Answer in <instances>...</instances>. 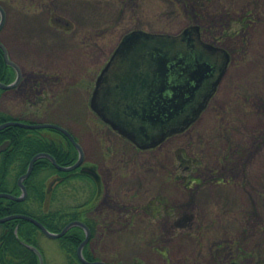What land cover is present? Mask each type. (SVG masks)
<instances>
[{
  "label": "rangeland",
  "instance_id": "rangeland-1",
  "mask_svg": "<svg viewBox=\"0 0 264 264\" xmlns=\"http://www.w3.org/2000/svg\"><path fill=\"white\" fill-rule=\"evenodd\" d=\"M0 4L7 15L0 39L23 76L5 109L62 123L82 144L87 164H97L99 256L124 264H219L215 256L223 254L222 264H264V0ZM192 25L201 27L205 42L229 52L228 69L195 123L155 150L138 151L92 115L94 79L130 30L179 34ZM184 153L204 171L186 170ZM89 185L72 180L65 204L88 200ZM158 196L165 202L142 212ZM39 238L50 264H66L58 239Z\"/></svg>",
  "mask_w": 264,
  "mask_h": 264
},
{
  "label": "water",
  "instance_id": "water-1",
  "mask_svg": "<svg viewBox=\"0 0 264 264\" xmlns=\"http://www.w3.org/2000/svg\"><path fill=\"white\" fill-rule=\"evenodd\" d=\"M0 14L1 29L6 21V13L1 5ZM191 37L195 38L193 42L189 40ZM200 37V27L198 25L187 27L179 35L158 34L144 30H134L126 34L112 58V63L109 64L103 74L106 80L117 76L120 81L113 84L106 81L107 85L105 89L102 87V93L107 100L104 101L103 99L102 104L99 106L96 104V101L99 98L101 99L102 94L101 79L99 78L91 101L92 109L97 111L105 122L130 138L142 149L156 147L167 137L184 131L204 110L229 64V53L225 49L211 44H202ZM187 42L194 43L205 51H213L217 57L207 62L203 67L199 64L195 66L189 63V59L184 55V50L181 52L182 56H179L180 51L177 48L182 44H187ZM0 47L4 51L6 62L18 71V76L14 82L11 84L0 82V87L12 88L21 79L20 68L10 60L8 51L1 42ZM176 67L181 72L180 77H184L182 81L177 83L175 80L170 81L172 71ZM115 70L118 73H112ZM208 71H212L210 76L205 74ZM139 85L146 87L145 89L148 90L147 99L146 97L144 99L138 97ZM195 100L198 102L192 106L191 103ZM8 126L58 129L65 133L75 144L79 150V158L73 165L63 166L50 153L40 152L36 154L32 158L27 172L19 179V185L22 189L21 195L1 192L0 198L22 201L27 197V187L24 180L31 175L34 164L39 158H49L62 171L74 170L84 161V152L81 145L77 143L67 129L58 124L26 123L11 120L0 124V130ZM8 144L7 141L0 145V152L5 150ZM11 219L29 220L36 224L47 237L52 239L62 237L74 226H81L86 231V237L78 248L80 260L85 264H108L101 260L89 261L85 258L83 248L90 239L91 230L80 220L71 221L60 232H52L38 219L22 213L1 217L0 223ZM28 246L38 254L41 264H44L41 251L36 246ZM226 264H238V262L231 261Z\"/></svg>",
  "mask_w": 264,
  "mask_h": 264
},
{
  "label": "trees",
  "instance_id": "trees-1",
  "mask_svg": "<svg viewBox=\"0 0 264 264\" xmlns=\"http://www.w3.org/2000/svg\"><path fill=\"white\" fill-rule=\"evenodd\" d=\"M14 77L15 74L4 61L3 50L0 48V81L9 82ZM3 116L5 115L0 113V123L4 119L11 118L8 114L6 115L7 118ZM57 133L61 134L58 130L51 128L28 129L19 126H9L0 130V144L10 140L8 148L0 153V192L21 194V188L18 184L19 178L27 171L33 156L39 152L51 153L61 165H71L76 161L77 151L72 146L64 156L61 151L59 152L58 149L49 144L50 137L58 138ZM187 156L186 153L181 156V159L187 163L186 170L192 171L194 169L198 173L204 171L203 164L195 163L191 157ZM193 164L195 168H190ZM56 176L60 180L49 191L48 180ZM74 179L85 181L88 185L91 182L89 185V188H91L90 196L82 204L66 205L63 197L65 193L67 195V187ZM191 179L193 180V178H190L189 181ZM195 180H198V178L193 181ZM189 181H181L180 185L190 186L191 182ZM24 183L28 190L27 198L22 201L0 198V216L12 213L28 214L38 219L53 232H60L70 221L83 220L92 230L89 245L93 240L96 243L97 235L103 233L97 231L99 224L95 222V219L98 218V215L95 210H92L94 212L89 213L87 216L81 211L83 205L88 208L96 205L94 200L98 194V184L90 174L77 170L61 171L47 158H41L36 161L33 172L24 180ZM1 226L0 264H40L39 256L27 244L38 247L44 255V264H50L44 249L40 246L39 237L43 232L37 225L26 219H12L1 223ZM84 238L85 232L79 226L71 228L65 235L58 238L60 247L65 254L66 264H85L77 254L78 247ZM84 254L88 260L102 259L109 264H124L106 260L101 256L93 257L88 248L84 249ZM247 255L244 254L245 257ZM223 258V255L221 257L216 256L218 262H221Z\"/></svg>",
  "mask_w": 264,
  "mask_h": 264
},
{
  "label": "flooded vegetation",
  "instance_id": "flooded-vegetation-1",
  "mask_svg": "<svg viewBox=\"0 0 264 264\" xmlns=\"http://www.w3.org/2000/svg\"><path fill=\"white\" fill-rule=\"evenodd\" d=\"M56 21H58V20H60V19H55ZM62 22H64V20H61ZM6 23H7V20H6V22H5V25L0 29V32H2L3 31V29L5 28V26H6ZM64 24V26L65 27H67V28H69V26H70V23H69V21H65V23H63ZM125 36V34L122 36V38H121V40L118 42V44L116 45V47L114 48V50L112 51V53H111V55L109 56V58L107 59V61H106V63L104 64V66L101 68V70H100V72H99V74L97 75V77H95V79H94V87H93V90H92V94H91V96H90V108H91V101H92V97H93V93H94V90H95V88H96V85H97V82H98V80H99V78L101 79V93H102V87H104V89H105V86L107 85V82L106 81H109L108 83L110 84H113V83H115V82H118V81H120L119 80V78L116 76V77H111V78H109V79H107L106 80V78L105 77H103V74H104V72H105V70L107 69V67L109 66V64L110 63H112V58H113V56L115 55V52H116V50L118 49V47H119V45H120V43H121V41H122V39H123V37ZM193 39H195L194 37H191V38H189V40L191 41V42H193ZM0 42L1 43H3V41L0 39ZM191 42H187V44L185 43L184 45L182 44V45H180V47L179 48H177L179 51H180V55L179 56H182L181 55V52L184 50V55H186L187 56V58L189 59V63H192V64H194L195 66H197L198 64L199 65H201L202 67L207 63V62H210L212 59H214V58H216L217 56L215 55V53L213 52V51H209V50H203V49H200V47H197L196 46V44H194V43H191ZM200 42L203 44H211V43H208V42H205L204 40H203V38H202V31H201V37H200ZM4 44V43H3ZM5 45V44H4ZM8 50V49H7ZM8 56H9V58L12 60V58H11V56H10V54H9V51H8ZM3 59H4V61L6 62V58H5V54H4V51H3ZM197 59V60H196ZM14 61V60H13ZM197 61V62H196ZM15 62V61H14ZM114 62V61H113ZM16 63V62H15ZM6 64L8 65V67L11 69V71L15 74V77L13 78V80H11V81H9V82H3V81H0V82H2V83H4V84H11L14 80H16V78H17V76H18V71H17V69L15 68V67H13V66H11L10 64H8L7 62H6ZM17 64V63H16ZM18 66H19V68H20V73H21V79H20V81H19V83L16 85V86H14V87H12V88H5V87H0V113H2L3 115H5V116H3L4 118H7L6 117V115L8 114V115H10L11 116V118H9L8 120H6V119H4L3 120V122H1L0 124H2V123H4V122H7V121H11V120H17V121H22V122H26V123H34V122H41V121H33L32 119H30V118H24V116H15L14 115V113H12L11 112V110H6L5 109V105H6V102H8V99H9V95H10V93L12 92V91H14V90H16L22 83V80H23V76H22V68L20 67V65L19 64H17ZM112 73H114V74H116V73H118V71L117 70H115V71H113ZM211 73H212V71L211 72H206L205 74H207V75H211ZM180 75H181V72L179 71V69H178V67H176V68H174L173 69V71H172V74H171V76H170V81L171 80H175V82L177 83V82H179V81H182L183 79H184V77H180ZM222 79V78H221ZM221 81V80H220ZM220 83V82H219ZM146 87H141L140 85L138 86V97L139 98H141V97H143L142 99H144V97H146V99H147V93H148V90H146L145 89ZM167 93H171V92H167ZM166 93V94H167ZM200 94L202 93L201 91L199 92ZM147 94V95H146ZM165 94V95H166ZM196 94H198V92H196ZM214 97V96H213ZM106 97L104 96V94L102 93L101 94V99L99 98L97 101H96V104L97 105H101L102 104V101H103V99H104V101L105 100H107V99H105ZM210 99H212V97L210 98ZM209 99V100H210ZM111 101L113 100L112 98L110 99ZM208 100V102H207V104H206V106H208V103L210 102ZM197 100H195L193 103H191V105L193 106V105H196L197 104ZM205 106V107H206ZM91 113H92V115L94 116V117H96L97 119H99L101 122H103V124H104V126L110 131V132H113L114 134H116L117 136H119L122 140H124V141H126L128 144H130V145H132V147L134 148V149H136V150H138V151H142V152H146V151H150V150H155L156 148H159L161 145H159V146H157V147H154V148H146V149H142V148H140V147H138L136 144H135V142L134 141H132L130 138H128L127 136H125V135H123L119 130H116V129H114L110 124H108L107 122H105L104 121V119L102 118V116L101 115H99V113L97 112V111H95V110H93V109H91ZM23 115V114H22ZM58 124H60V125H62V123H59V122H57ZM96 123V122H95ZM97 124H99V123H96V125ZM62 126H64V125H62ZM65 127V126H64ZM97 127H99L98 125H97ZM6 128V127H5ZM4 129V128H3ZM3 129H1V130H3ZM69 131L72 133V135L74 136V139L77 141V142H79V140H78V138L75 136V133L69 128ZM60 132V131H59ZM57 136H58V138H55V137H50V139H49V144L51 145V146H53V148H55V149H58V151L60 152H62L63 153V155L65 156L67 153H68V149H70V147L72 146L76 151H77V159H76V161L78 160V158H79V151H78V149H77V147L75 146V144L69 139V137L67 136V135H65V134H63L62 132H61V134L59 135V133H57ZM9 142V144L7 145V147H6V149L8 148V146L10 145V140H6V141H4L2 144H4L5 142ZM2 144H0V145H2ZM79 144H81L80 142H79ZM82 145V144H81ZM5 149V150H6ZM5 150H3V151H5ZM107 150H109V152L112 150V148H111V146H107ZM3 151H1V152H3ZM0 152V153H1ZM51 154V153H50ZM84 156H85V154H84ZM48 159V158H47ZM48 160H50V159H48ZM57 160V159H56ZM51 161V160H50ZM75 161V162H76ZM52 162V161H51ZM77 171H81V172H84V173H88V174H90L91 176H93L94 177V179H95V181H97V184H98V188H97V195L95 196V200L96 199H98L99 198V195H101L100 193L102 192L101 191V184L103 183V180H102V177H101V175H100V172H99V169H98V166H97V164H92V165H89V164H87V161H86V158L84 157V161H83V163L81 164V166L80 167H78L77 169H76ZM193 172V171H192ZM196 177L198 178V179H200V177H199V174H197L196 175ZM190 178H194V176L192 175V176H190ZM189 178V179H190ZM60 179H59V177L58 176H56V177H53V179H52V181H51V183L50 184H48V189H49V191H51V189H52V187L56 184V182H58ZM192 180V179H191ZM67 181H68V179H67ZM94 200V201H95ZM160 201V202H165V200L163 201V198H160V196H158V197H154L153 199H152V201L151 202H148L147 204H144V205H142V207H141V210H142V212H144L145 214H147L148 213V210H149V208H150V205L154 202V201ZM112 201H114V202H118V200H117V197H113V199H112ZM1 203V202H0ZM95 203H97V201H95ZM126 207L127 206H129L130 204L129 203H127L126 202ZM116 207H117V204H116ZM121 207H124L123 205L121 206ZM125 207V208H126ZM151 207H152V205H151ZM128 209H131L132 210V207H128ZM92 210H96V205L94 206V207H87V206H85V205H83L82 207H81V211L84 213V214H86V216L87 215H89V213H93L94 211H92ZM127 212V211H126ZM0 217H3V216H0ZM86 218V217H85ZM131 218H133V217H131ZM130 218V219H131ZM132 221V220H131ZM95 222H97L99 225L97 226V231H99V232H103L104 231V229H103V225H102V222H101V220L99 221V219L98 218H96L95 219ZM113 224H115L116 223V219L114 218V220H113V222H112ZM130 223H132V222H130ZM94 224V223H93ZM88 225V224H87ZM90 227V226H89ZM91 229V228H90ZM95 229H96V227H95ZM91 232H92V230H91ZM91 238H92V233H91V237H90V240H89V242H88V244L85 246V249L86 248H88L91 252H92V256L93 257H100V256H98V254H97V249H96V247L94 248V243H95V241L93 240L92 241V243H91V245H89V243H90V241H91ZM96 243H98V241L96 242ZM88 246V247H87ZM90 246V247H89Z\"/></svg>",
  "mask_w": 264,
  "mask_h": 264
}]
</instances>
